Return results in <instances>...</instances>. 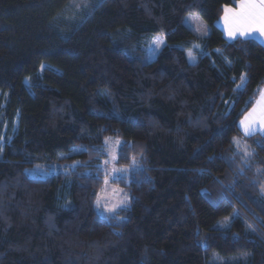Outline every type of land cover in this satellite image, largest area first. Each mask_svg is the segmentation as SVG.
Returning <instances> with one entry per match:
<instances>
[{"label": "trees", "instance_id": "1", "mask_svg": "<svg viewBox=\"0 0 264 264\" xmlns=\"http://www.w3.org/2000/svg\"><path fill=\"white\" fill-rule=\"evenodd\" d=\"M235 4L0 0V264H264V135L237 127L264 88V44L225 36ZM111 136L131 200L110 215L94 201ZM234 136L250 167L230 160Z\"/></svg>", "mask_w": 264, "mask_h": 264}, {"label": "snow or ice", "instance_id": "2", "mask_svg": "<svg viewBox=\"0 0 264 264\" xmlns=\"http://www.w3.org/2000/svg\"><path fill=\"white\" fill-rule=\"evenodd\" d=\"M235 3L237 4V7L235 8H232L228 5L223 6L224 15L222 19L225 22L228 38L230 40H234L237 37L248 36L253 32L264 33V0H235ZM185 20L188 23L190 29L199 33L201 37H206L208 35L207 25L203 21L191 16L186 17ZM152 45H154L155 48H159L160 46H166V41L164 38L154 37L152 39ZM193 47L199 49L200 45L194 44ZM202 54L204 53L202 52ZM187 55L189 60H195V55L192 48L187 49ZM239 79L240 83L236 85L235 91L246 89L248 83V77L246 74H242ZM225 116H227V113ZM237 127L241 130L245 137L254 136L257 132H259L261 135H264V88L259 89V98L255 100V103L250 110H246L244 112L243 118L239 119L237 123ZM232 142L236 147V151L233 153V156L230 158V160L234 161L235 157L239 155L242 157L243 165L245 167H250V158L254 153L249 150L246 144L242 143L239 137H232ZM257 143L261 142L258 141ZM262 146H264V144H262ZM0 152H2V143H0ZM106 154L111 155V153ZM112 160H115L114 156L111 157V160L102 161L98 166L97 179H100L99 173L104 172L103 183L106 186L109 183L110 174L112 175L113 179H122L128 172L127 168H112L111 172L109 173L106 165L111 163ZM135 163L136 160L135 157H133V164L135 165ZM238 171L242 173L243 169L240 168ZM257 171L259 172L260 170L257 169ZM262 190H264V186H262ZM105 191L106 189H101L100 192L96 193L94 203L97 209L103 207L107 213H115L118 208L127 207L128 197L126 194L118 204L109 206L105 203ZM114 218L123 219L122 217Z\"/></svg>", "mask_w": 264, "mask_h": 264}, {"label": "rangeland", "instance_id": "3", "mask_svg": "<svg viewBox=\"0 0 264 264\" xmlns=\"http://www.w3.org/2000/svg\"><path fill=\"white\" fill-rule=\"evenodd\" d=\"M84 2L88 4V2H86V1H84ZM189 16L196 17L198 20L203 21L207 25V23L200 17V15L192 13V14H188L186 17H189ZM185 22H186V20H185ZM207 29L209 31L208 25H207ZM156 37H161L162 38V35L159 34ZM155 49H158V48H155ZM106 141H107L106 151H107V153H111V155L107 154V159L106 160H111L112 156L115 157V160H112L111 163L106 165V167L109 170V173L111 172L112 168H127L128 166H124V165L118 164V149H119V146H120V143H121V138L119 136H111L108 139H106ZM129 168H127L128 171H129ZM55 170H56L55 166H53L52 169H50V170H46V168L45 169H43V168L41 169L40 166L37 165L35 168L30 169L29 172L33 176L46 177V176L50 175ZM114 180H116V179H113L112 175L110 174L109 175V183H108V185L107 186L104 185L103 188H102V189H106V191L104 193V195H105V203L108 204L109 206H111L113 204H118L119 201L121 199H123L124 195L126 194L127 197H128V205H129L130 204V200H131L130 193L123 186L117 185L114 182ZM114 190H116V191H114ZM122 208H124V207L118 208L115 213H117ZM100 210L104 214H110V215L111 214H115V213H107L104 210L103 207H101ZM230 220H231V217L230 216H226V217L222 218L219 221L217 226L218 227H221L222 225L223 226H229ZM213 256L215 258L217 257L219 259L220 264L232 263L234 261L232 259L233 257L223 256V255H220L217 252H213ZM210 264H216V262L213 260V261L210 262Z\"/></svg>", "mask_w": 264, "mask_h": 264}, {"label": "crops", "instance_id": "4", "mask_svg": "<svg viewBox=\"0 0 264 264\" xmlns=\"http://www.w3.org/2000/svg\"><path fill=\"white\" fill-rule=\"evenodd\" d=\"M230 7H232V8H235V7H237V4H235V5H233V6H230ZM224 15V14H223ZM223 15L220 17V19L218 20V25L223 29V31H224V34H225V36L228 38V36H227V31H226V26H225V22H224V20L222 19V17H223ZM238 38V37H237ZM245 38H255V39H257V40H259L261 43H263L264 44V33H259V32H253V33H251L250 35H248V36H245ZM229 39V38H228ZM259 98V97H258ZM257 98V99H258ZM254 105V104H253ZM253 107V106H252ZM251 107V108H252ZM250 108V109H251ZM249 109V110H250ZM243 118V117H242ZM241 118V119H242ZM257 133H259V132H257ZM256 133V134H257Z\"/></svg>", "mask_w": 264, "mask_h": 264}]
</instances>
